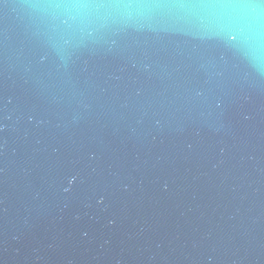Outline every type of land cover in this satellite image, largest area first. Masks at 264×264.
Returning <instances> with one entry per match:
<instances>
[{
    "label": "water",
    "instance_id": "95a60500",
    "mask_svg": "<svg viewBox=\"0 0 264 264\" xmlns=\"http://www.w3.org/2000/svg\"><path fill=\"white\" fill-rule=\"evenodd\" d=\"M0 264H264V0H0Z\"/></svg>",
    "mask_w": 264,
    "mask_h": 264
}]
</instances>
